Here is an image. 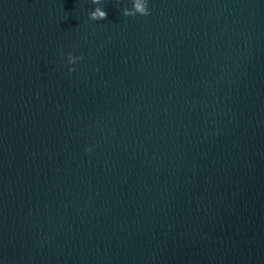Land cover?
I'll use <instances>...</instances> for the list:
<instances>
[{"label": "water", "instance_id": "water-1", "mask_svg": "<svg viewBox=\"0 0 264 264\" xmlns=\"http://www.w3.org/2000/svg\"><path fill=\"white\" fill-rule=\"evenodd\" d=\"M132 6L0 0V264H53L264 94V0Z\"/></svg>", "mask_w": 264, "mask_h": 264}, {"label": "clouds", "instance_id": "clouds-1", "mask_svg": "<svg viewBox=\"0 0 264 264\" xmlns=\"http://www.w3.org/2000/svg\"><path fill=\"white\" fill-rule=\"evenodd\" d=\"M101 0H92V3L95 5H99ZM132 8L125 9L123 11L124 16H134L139 14L141 16L150 15V10L148 8V0H132ZM107 18V12L102 10L101 7L97 6L93 11L89 13V19L93 21H100ZM82 59V57L76 56L74 57L71 52L67 54V60L69 64H74L76 61ZM75 71L74 68H69V72ZM85 151H91V149H85Z\"/></svg>", "mask_w": 264, "mask_h": 264}]
</instances>
